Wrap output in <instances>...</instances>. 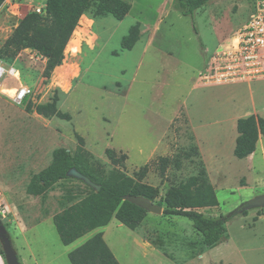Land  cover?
Here are the masks:
<instances>
[{
  "label": "rangeland",
  "instance_id": "1",
  "mask_svg": "<svg viewBox=\"0 0 264 264\" xmlns=\"http://www.w3.org/2000/svg\"><path fill=\"white\" fill-rule=\"evenodd\" d=\"M125 1L131 7L122 20L84 11L48 78L45 60L30 48L1 53L19 21L45 0L0 1V60L15 70L0 92V220L12 237L33 225L23 242L14 239L19 258L32 255L31 264H71L68 252L95 232L64 245L51 219L68 194L88 192L83 182L62 179L44 197L25 191L58 147L75 155L81 146L103 172L115 167L133 178L146 164L142 182L159 196L202 166L218 199L200 210L208 216L228 215L264 193V141L253 156L233 154L236 120L264 117V79L204 86L198 78L210 55L246 22L255 0H209L192 17L162 0ZM135 22L139 38L122 49ZM21 86L30 92L18 104L12 97ZM51 102L68 118L36 112V105ZM108 148L126 155L121 165L111 163ZM160 157L168 158L163 174ZM225 226L228 238L203 251L200 234L181 216L148 212L135 231L112 218L104 233L121 264H264V208L237 214Z\"/></svg>",
  "mask_w": 264,
  "mask_h": 264
},
{
  "label": "trees",
  "instance_id": "2",
  "mask_svg": "<svg viewBox=\"0 0 264 264\" xmlns=\"http://www.w3.org/2000/svg\"><path fill=\"white\" fill-rule=\"evenodd\" d=\"M208 2L209 0H173L171 5L182 15L192 17L197 9ZM130 7L125 0H45L42 12H31L19 21L14 32L4 42L1 53L15 54L21 49L30 48L45 60L42 75L48 78L61 63L65 45L84 11L94 18L112 16L116 20H122ZM139 27V22L129 27L120 42L122 49L130 50L134 46L139 38ZM35 110L43 115L54 114L68 118L66 113L57 110L54 102L38 104ZM236 131L233 154L242 159L254 153L258 139L264 137V117L257 114L239 117L236 120ZM78 140L80 143L83 141L80 137ZM106 156L113 165H121L126 158L125 154H117L110 148L106 150ZM159 162L160 174H163L168 158L160 157ZM70 168L88 176L100 189L95 192L84 184L88 188L87 193L74 194L73 197L68 194L61 209L51 216L58 237L64 245L95 228L107 225L112 217L135 230L148 211L124 199L126 195L143 196L162 206L163 216L189 219L195 231L200 234L202 251L214 248L228 238L225 224L230 218L248 212H238V207L228 215L203 214L200 210L217 206L218 199L202 166L195 174L177 185L170 186L163 196H159L156 187L142 182L147 172L146 164L135 173L136 178L115 167L103 172L81 146L75 155L63 147L55 148L51 162L28 181L26 193L44 197L53 184L71 178L66 175ZM0 253L3 255L1 247ZM67 256L71 264H120L101 232L93 234L69 251Z\"/></svg>",
  "mask_w": 264,
  "mask_h": 264
},
{
  "label": "built area",
  "instance_id": "3",
  "mask_svg": "<svg viewBox=\"0 0 264 264\" xmlns=\"http://www.w3.org/2000/svg\"><path fill=\"white\" fill-rule=\"evenodd\" d=\"M44 6L35 8L42 12ZM15 70L7 68L0 60V92L7 76H14ZM201 85L264 79V0H255L254 8L246 22L238 28L230 43L212 53L198 73ZM30 90L16 88L12 99L21 103Z\"/></svg>",
  "mask_w": 264,
  "mask_h": 264
},
{
  "label": "water",
  "instance_id": "4",
  "mask_svg": "<svg viewBox=\"0 0 264 264\" xmlns=\"http://www.w3.org/2000/svg\"><path fill=\"white\" fill-rule=\"evenodd\" d=\"M168 4H172L173 0H166ZM66 175L68 177L75 178L77 180L82 181L84 184L88 185L90 188L94 189L97 192L100 189V186L94 183L88 176L82 174L75 168H70ZM124 199L146 209L150 213L161 214L162 206L154 204L151 200L143 197V196H134V195H126ZM254 208H264V193L256 195L245 202H243L239 208L238 212L243 210H250ZM0 243L3 251V255L6 261V264H20L16 251L12 245L9 234L0 220Z\"/></svg>",
  "mask_w": 264,
  "mask_h": 264
},
{
  "label": "crops",
  "instance_id": "5",
  "mask_svg": "<svg viewBox=\"0 0 264 264\" xmlns=\"http://www.w3.org/2000/svg\"><path fill=\"white\" fill-rule=\"evenodd\" d=\"M162 1H166V0H162ZM166 3H167V1H166ZM237 136V135H236ZM236 138V137H235ZM261 140L262 141H264V137H260L259 139H258V141H260L261 142ZM235 142V141H234ZM259 142V143H260ZM258 146H259V144L257 143L256 144V149H258ZM256 149H255V151H254V153H256L257 151H256ZM254 153H252V154H250V155H248L247 157H249V156H253L254 155ZM246 158V157H245ZM162 214V213H161ZM112 218H115V217H112ZM111 218V219H112ZM52 219V218H51ZM111 219H110V221H111ZM116 219V218H115ZM117 220V219H116ZM110 221L108 222V224L110 223ZM118 221V220H117ZM107 224V225H108ZM122 224V223H121ZM107 225H105V226H102V227H98V228H95V229H93L92 231H95V232H93L92 234H90L89 235V237H91L93 234H95V233H97V232H101L102 233V237H103V239H104V241L106 242V240H105V233H104V228L107 226ZM33 226V225H32ZM32 226H25V225H23V227L25 228V230L24 231H22V235L20 234V235H18L17 237H15V236H11V233L9 232V231H7L8 232V234H9V237H10V240H11V242H12V245H13V247H14V249H15V242H14V239L15 240H22V242H23V234L25 235V231L27 230V228H31ZM135 231V230H134ZM91 232V231H90ZM89 237H87L86 239H88ZM84 242V241H83ZM107 244V243H106ZM108 245V244H107ZM108 247H109V245H108ZM19 248H20V250H21V252H23L24 250H23V248H24V246L20 243L19 244ZM110 248V247H109ZM72 250V249H71ZM15 251H16V254H17V257H18V260H19V262H20V264H29L30 263V259H31V256L32 255H26V254H23V258H19V255H18V251L15 249ZM33 259H34V257H33ZM118 260V259H117ZM34 262H35V260H34ZM120 263V262H119ZM0 264H6V261H5V258H4V255H2L1 253H0ZM31 264V263H30ZM34 264H38L37 263V261H36V263H34ZM121 264V263H120Z\"/></svg>",
  "mask_w": 264,
  "mask_h": 264
},
{
  "label": "bare ground",
  "instance_id": "6",
  "mask_svg": "<svg viewBox=\"0 0 264 264\" xmlns=\"http://www.w3.org/2000/svg\"><path fill=\"white\" fill-rule=\"evenodd\" d=\"M16 90V89H15Z\"/></svg>",
  "mask_w": 264,
  "mask_h": 264
}]
</instances>
